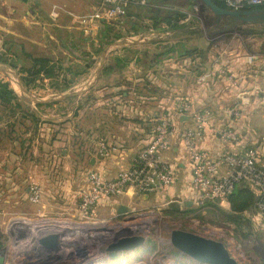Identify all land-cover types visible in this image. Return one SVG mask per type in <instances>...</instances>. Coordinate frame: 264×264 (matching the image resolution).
<instances>
[{
  "label": "crops",
  "instance_id": "crops-1",
  "mask_svg": "<svg viewBox=\"0 0 264 264\" xmlns=\"http://www.w3.org/2000/svg\"><path fill=\"white\" fill-rule=\"evenodd\" d=\"M99 6L100 0H0V65L7 61L28 64L25 57L28 54L47 58L52 66L60 67V82L74 80L68 89L61 90L56 88L53 78L42 75L39 86L28 90L18 73L3 67L15 72L28 95L42 103L28 101L20 89L18 94L12 88L20 99L29 102L23 108L36 112L39 123L29 128L30 117H25L12 131V128H2L4 124L0 121V190L6 187L10 192H17L20 182L30 183L35 179L39 170L35 158L48 161L41 187L42 203L32 205L33 217L75 222L81 197L88 190V173L96 172L110 180L120 172L133 169L138 153L152 140L154 119L170 114L178 101H186L197 110L210 109L216 129L221 131L228 126L238 135L239 146L231 150L254 149L264 165V41L257 53L246 50V53L234 52L214 58L208 51L205 59L194 60L179 57L173 51L208 49L199 35L150 31L124 36L120 41H138L112 48L111 55L102 60L105 50L97 54V40L104 22L96 24L90 35L84 34L82 28L83 21ZM125 16L126 11L110 22L111 25L124 26ZM254 28L258 26L247 30ZM82 35H85L84 41L80 38ZM117 58L119 66L110 62ZM101 62L104 63L100 69ZM112 65L113 71L108 75L106 69ZM83 66V75H73ZM220 71L226 72V76H221ZM208 74L210 78L201 82L200 78ZM102 90H106L103 102L98 100ZM243 93L246 96L241 102ZM235 109L240 114L238 118L231 113ZM194 126L189 118L173 123L172 149L166 158L177 176L175 185L157 195L144 196L130 190L124 196L103 200L95 209L94 221L118 227L135 224L134 220L146 213L170 210L173 206L181 211L211 209L197 211L191 201L192 170L184 135ZM16 130H22L19 138L13 137ZM205 132L201 147L213 160H218L225 151L220 135L211 128ZM101 145L107 149L106 156L101 154ZM19 163L27 167L22 176L10 168ZM62 165L64 169H60ZM250 191L258 198L255 190ZM216 207L225 213L231 209L227 201ZM234 225L253 227L264 245V221L257 208L244 213L239 224Z\"/></svg>",
  "mask_w": 264,
  "mask_h": 264
},
{
  "label": "built area",
  "instance_id": "built-area-1",
  "mask_svg": "<svg viewBox=\"0 0 264 264\" xmlns=\"http://www.w3.org/2000/svg\"><path fill=\"white\" fill-rule=\"evenodd\" d=\"M221 1L228 10L264 8V0ZM130 4L132 3L125 0H100L98 10L83 21L84 34L90 35L94 26L100 22L116 21ZM133 4L144 6L146 1ZM191 19L189 17L186 22ZM219 74L226 76L224 71ZM210 76H203L200 81L208 80ZM228 78L233 82L232 77ZM245 96L243 93L241 102L245 100ZM231 113L236 118L240 117L237 109ZM184 118L193 120L195 124L194 128L186 131L184 135V146L192 170V204L197 210L206 209L227 201L236 187L244 185L257 192L259 200L256 208L264 221V165L260 163L256 150L232 151V148L239 146L240 141L231 127L226 126L220 131L212 124L213 113L210 109L197 110L186 101H178L170 114L154 119L152 140L145 150L138 153L133 169L120 172L110 180L104 179L96 172L88 173V190L81 197L77 221L37 216L35 220H25L23 224L12 226L6 239H0V259L3 264L113 263L110 254L106 252L107 247L125 237L127 233L113 232L109 229L110 225L94 221L95 209L103 200L124 196L130 190L139 195L150 196L166 193L176 184L177 176L166 154L172 149L173 123ZM207 128L220 135L225 147L218 160H213L211 154L201 147ZM100 149L101 154L106 156V147L101 145ZM42 198L43 191L39 186L30 187L28 201L31 205H41ZM141 229L126 230L141 236ZM51 235L58 237L57 246L53 248L50 241L45 249L39 248V241Z\"/></svg>",
  "mask_w": 264,
  "mask_h": 264
},
{
  "label": "rangeland",
  "instance_id": "rangeland-1",
  "mask_svg": "<svg viewBox=\"0 0 264 264\" xmlns=\"http://www.w3.org/2000/svg\"><path fill=\"white\" fill-rule=\"evenodd\" d=\"M169 3L176 10L184 13L187 19L189 17L192 18V25L197 27V35L206 41L208 51L213 54L214 58H219V56L222 57L223 55L227 56L229 53L234 52L246 53V50L250 53H252L251 51L257 53L260 44L264 41V26H258V28H254L251 32L247 28L246 31L220 33L222 21L218 23L217 18L204 7L200 0H194V4H191L190 0H174ZM119 26L122 27L121 24ZM84 36L80 37L82 41H84ZM88 38L90 37L88 36ZM97 42L99 41L97 40ZM40 51L44 52L42 49ZM3 67L10 68L8 65H0L1 69ZM15 79L12 74L0 72V80L3 83H9L11 88L15 89L19 94L17 79ZM105 91L102 90L98 95V100H101V102L106 98ZM109 99L111 98L109 97ZM0 117L3 118L2 123L4 124L1 127H8V130L11 129L10 125L19 124L25 118L22 112L18 111L16 114L6 111ZM29 122L31 123L29 124V128H31L34 121L29 118ZM12 130L14 131L13 128ZM21 131L16 130L14 132L16 135L13 137L19 138ZM36 159L38 158H35V164L39 170L35 173V179H31L30 183L28 181L24 183L20 182L15 193L10 192V189L6 187L0 190V239H6V235L12 226L23 224L25 220H35L38 218L37 216L33 217L34 207L28 202L27 190L33 185H37L40 188L44 186L43 179H45L46 174L44 169H47L49 162L36 161ZM61 167L60 169H64V165ZM10 168L14 170L13 172L22 176L25 174L27 167L25 164L19 163L11 165ZM225 218L215 208L189 213H176L168 209L154 210L152 213H146L136 218L134 220V222L136 221L135 224L118 227L110 225L109 229L113 232H125L126 229L136 231V229L140 230L142 228L139 234L146 238L147 244L144 249L136 251V256H133L132 253L131 255L123 253L110 254L109 257L113 264H198L180 255L169 243L171 231L183 230L224 243L232 256L240 264H264V245L258 239L253 227L247 225L239 227L230 223Z\"/></svg>",
  "mask_w": 264,
  "mask_h": 264
},
{
  "label": "trees",
  "instance_id": "trees-1",
  "mask_svg": "<svg viewBox=\"0 0 264 264\" xmlns=\"http://www.w3.org/2000/svg\"><path fill=\"white\" fill-rule=\"evenodd\" d=\"M125 1H129L132 4H130L125 9L126 16L122 20L124 26L116 27L112 26L111 23H102L103 29L100 30V35L98 37V55H101L107 47L123 39L124 36H130V34L141 35L150 31L178 32L180 36L197 34V27L192 25V20L187 23L185 21L187 19V16L181 11L176 10L174 6L169 3L170 1L174 0H146L145 6L133 4L138 3L142 0ZM213 1L219 7L226 9L225 4L221 0ZM190 2L191 4H194V0H190ZM146 23H148L149 25H147ZM230 24V19H225L222 21L220 28L224 29ZM249 27L251 26H242L237 29H234L233 31H246V29ZM173 52L178 53L179 57H189L194 58V60H203L208 55V49H202L198 47L193 48L191 50L183 48V50H174ZM168 54L170 53H165V55ZM25 57L29 60L28 64L18 63L15 61H7V63L3 62V64L8 65L12 70H14L16 73H18V75H20L24 86L28 90L39 86L38 84L42 82V75L50 79L53 78L56 88L61 90H66L73 84L74 80H71L69 82L66 79H63L61 82L58 80V75L62 70L56 65L52 66L50 64L49 59L33 57L28 54H26ZM111 61H113L118 66L120 65L118 58L115 60H110V62ZM112 68L113 65L110 66V68L106 69V73L108 75L113 71ZM84 73L85 67L83 66L81 69L77 70V72H75V74L73 75L79 76L83 75ZM56 77L57 79H55ZM27 105H29V102L20 99L16 92L11 88L9 83H3L0 80V115H2L6 111H10L13 114H16L17 111L22 112L24 117H30L34 121V124L37 125L39 123L38 114L36 112L30 111V109L28 110L23 108V106ZM0 121H3V118L0 117ZM14 126L15 125L10 127L14 129ZM258 200L259 198H257L248 187H245L244 185H239L238 187H236L233 195L227 199V202L231 206V209L228 213H225L223 210L216 207V205H211L209 207L215 208L220 211V214L226 217L229 222L239 224V221L242 219V215L244 213L252 212L255 210ZM170 211L176 213L194 212L190 209L181 211L180 208L177 206H173L172 208H170Z\"/></svg>",
  "mask_w": 264,
  "mask_h": 264
},
{
  "label": "water",
  "instance_id": "water-1",
  "mask_svg": "<svg viewBox=\"0 0 264 264\" xmlns=\"http://www.w3.org/2000/svg\"><path fill=\"white\" fill-rule=\"evenodd\" d=\"M200 1L204 5V7L208 9L217 18L218 23L225 19H230L231 24L228 27L222 29L220 33H229L234 29H237L242 26H264V8H257L244 11L228 10L216 5L213 0ZM141 40L142 37L139 41ZM137 41L135 39H130L127 41H118L112 44V47H110L111 49L107 48L104 51V54L102 55V60H105L106 57L110 54V52H112V48L116 49L117 47L131 45L132 43ZM103 63L100 65V69L102 68ZM0 72L5 74H12L16 77L18 87L24 99L36 104L42 103V100L38 101L28 95L21 80L18 78L15 72L6 71L1 68ZM99 73L100 70L98 71V75ZM125 233H127L125 237L116 240L107 247L106 252L108 254L134 253L138 250H142L145 248L147 240L144 236L133 235L129 230H125ZM50 241L53 243V248H55V246H57L58 237L51 235L42 238L39 241L38 247L45 249L48 246V242ZM169 243L171 247L180 255H183L198 264H240L232 256V254L224 243L206 237H202L191 232H186L183 230H173L169 235ZM0 264H3L2 259H0Z\"/></svg>",
  "mask_w": 264,
  "mask_h": 264
},
{
  "label": "bare ground",
  "instance_id": "bare-ground-1",
  "mask_svg": "<svg viewBox=\"0 0 264 264\" xmlns=\"http://www.w3.org/2000/svg\"><path fill=\"white\" fill-rule=\"evenodd\" d=\"M132 255L133 256H136V253H132ZM103 264H107V263H104V262H102ZM110 262H108V264H109ZM110 264H113V263H110Z\"/></svg>",
  "mask_w": 264,
  "mask_h": 264
}]
</instances>
